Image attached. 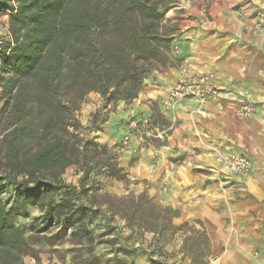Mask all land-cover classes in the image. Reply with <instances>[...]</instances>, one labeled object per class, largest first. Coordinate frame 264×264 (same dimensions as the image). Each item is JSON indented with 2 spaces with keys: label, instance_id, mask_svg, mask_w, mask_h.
<instances>
[{
  "label": "trees",
  "instance_id": "trees-1",
  "mask_svg": "<svg viewBox=\"0 0 264 264\" xmlns=\"http://www.w3.org/2000/svg\"><path fill=\"white\" fill-rule=\"evenodd\" d=\"M171 1L0 0L10 32L0 39V264L26 255L39 264L17 224L29 207L40 210L42 231L61 225V234L91 240L84 179L96 166L120 181L128 174L106 144L76 133V112L91 93L105 105L130 103L154 70L171 65L174 29L162 14ZM71 165L82 172L79 187L63 178Z\"/></svg>",
  "mask_w": 264,
  "mask_h": 264
},
{
  "label": "crops",
  "instance_id": "crops-1",
  "mask_svg": "<svg viewBox=\"0 0 264 264\" xmlns=\"http://www.w3.org/2000/svg\"><path fill=\"white\" fill-rule=\"evenodd\" d=\"M203 7H210L208 20ZM199 18L189 22L184 40L172 43L179 65L147 78L132 102L118 101L95 134L115 144L128 119L149 116L155 133L125 148L136 158L129 176L148 180L151 195L178 208L176 223L199 221L210 245L206 264H264V0H210ZM191 75H210L220 94L208 103L185 98L163 108L171 86ZM244 98L254 107L246 119L237 114ZM219 154H245L252 170L229 173L216 161Z\"/></svg>",
  "mask_w": 264,
  "mask_h": 264
},
{
  "label": "rangeland",
  "instance_id": "rangeland-1",
  "mask_svg": "<svg viewBox=\"0 0 264 264\" xmlns=\"http://www.w3.org/2000/svg\"><path fill=\"white\" fill-rule=\"evenodd\" d=\"M203 3L210 4V0H172L162 8L164 25L174 29L172 43L185 39V32L192 30L191 20L199 22ZM203 9V14L206 12L210 17V7ZM1 16L8 21V12ZM178 52L170 49V66L179 65ZM170 66L154 70L150 76ZM117 103L112 101L105 105L99 94L91 93L76 112L81 125L76 133L106 144L117 154L119 166L128 174L127 166L134 164L136 158H128L120 142L109 145L95 134L96 125L108 121L109 112ZM3 113L4 101L0 97V119ZM157 120L168 126L162 117L157 116ZM81 175L82 172L71 165L63 178L66 183L79 187ZM84 185L87 191L82 192L81 202L91 209L86 218L92 235L89 241L72 237L71 229L66 235L61 234V225L42 231L41 212L36 207L27 208V218L18 217L17 224L38 254L39 264H117L119 259L125 264H151V258L161 264H206L210 245L199 221L176 223L180 210L151 195L148 180L131 178L128 174L125 181H120L110 177L105 168L96 166L84 179ZM12 197L11 188L4 200L9 204ZM23 261L24 264H37L30 255L24 256Z\"/></svg>",
  "mask_w": 264,
  "mask_h": 264
},
{
  "label": "built area",
  "instance_id": "built-area-1",
  "mask_svg": "<svg viewBox=\"0 0 264 264\" xmlns=\"http://www.w3.org/2000/svg\"><path fill=\"white\" fill-rule=\"evenodd\" d=\"M0 12V39H10L8 22ZM205 19L209 16L205 12ZM255 31L262 33V23L257 21ZM179 46L172 44V50L178 51ZM221 90L213 83L210 75H191L176 81L170 88L169 93L161 99V106L167 110L172 109L176 103L185 98H191L198 103H208L220 94ZM254 113L253 105L241 99L237 108V114L241 118H249ZM127 130L120 141L123 148H128L135 140H142L145 136L155 133L156 127L149 116L132 117L127 120ZM216 161L222 165L225 171L232 174H247L252 170V159L245 154L217 155Z\"/></svg>",
  "mask_w": 264,
  "mask_h": 264
}]
</instances>
